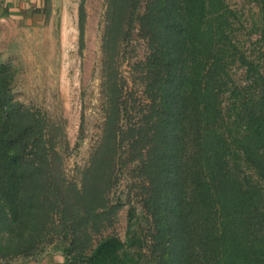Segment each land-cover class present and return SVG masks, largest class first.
Listing matches in <instances>:
<instances>
[{"label":"rangeland","instance_id":"1","mask_svg":"<svg viewBox=\"0 0 264 264\" xmlns=\"http://www.w3.org/2000/svg\"><path fill=\"white\" fill-rule=\"evenodd\" d=\"M225 2L236 45L223 94L228 158L240 176L264 185L238 143L247 134L242 99L264 78V0ZM149 3L46 0L42 24H0V137L7 113L19 120L23 104L45 117L57 150L55 176L44 177L34 205L0 189V264L50 254L61 264H92L103 244L109 254L98 264L168 262L161 81L150 77L140 29ZM186 187L190 194V180Z\"/></svg>","mask_w":264,"mask_h":264},{"label":"trees","instance_id":"2","mask_svg":"<svg viewBox=\"0 0 264 264\" xmlns=\"http://www.w3.org/2000/svg\"><path fill=\"white\" fill-rule=\"evenodd\" d=\"M227 10L225 0H150L140 18L149 44L150 77L161 81L162 91L170 227L169 263L162 264H264V185L240 176L228 158L223 94L230 90L228 53L236 45L227 28ZM262 79L253 95L242 99L247 134L238 143L264 178ZM7 114L0 137V189L20 191L19 204L31 207L47 173L50 179L55 176L57 150L40 112L21 104L19 120ZM10 175L14 181L4 180ZM105 246L90 254L92 264H98L105 251L109 254Z\"/></svg>","mask_w":264,"mask_h":264},{"label":"crops","instance_id":"3","mask_svg":"<svg viewBox=\"0 0 264 264\" xmlns=\"http://www.w3.org/2000/svg\"><path fill=\"white\" fill-rule=\"evenodd\" d=\"M46 0H0L1 23L42 24L46 20ZM2 28L0 27V32ZM62 257L47 255L17 264H61Z\"/></svg>","mask_w":264,"mask_h":264}]
</instances>
